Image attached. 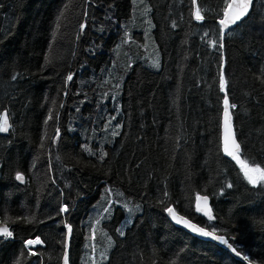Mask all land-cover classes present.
<instances>
[{
    "label": "trees",
    "instance_id": "trees-1",
    "mask_svg": "<svg viewBox=\"0 0 264 264\" xmlns=\"http://www.w3.org/2000/svg\"><path fill=\"white\" fill-rule=\"evenodd\" d=\"M149 2L160 70L107 81L132 0H0V221L12 232L0 264H94L99 252L103 264H264V182L222 144L227 98L238 156L264 169V0L227 31L231 0ZM202 194L213 222L196 212ZM125 204L134 220L121 228ZM169 208L246 262L175 227Z\"/></svg>",
    "mask_w": 264,
    "mask_h": 264
},
{
    "label": "rangeland",
    "instance_id": "rangeland-1",
    "mask_svg": "<svg viewBox=\"0 0 264 264\" xmlns=\"http://www.w3.org/2000/svg\"><path fill=\"white\" fill-rule=\"evenodd\" d=\"M109 18H111V15H109ZM120 26L122 38L120 43L112 48L114 49L112 56L115 55V62L105 69L108 73L106 74L107 81L117 75V73L128 75L136 64L143 65L153 72H158L161 68L162 59L153 33L154 23L151 16V5L149 0H132L131 16L125 19ZM103 65L106 67L105 62ZM117 69H119V71H117ZM234 160L241 166L244 175L247 171L248 175L256 180V183H251L245 175L247 181L252 185L264 182V179L261 178V173L252 171L257 167L248 165L242 161L238 155ZM124 207L127 211V218L125 222L122 223L121 228L129 227L134 220V215L130 217L131 208L126 204ZM62 211L65 213L67 210L65 211L64 208H62ZM133 211L134 209L132 210V214ZM95 225L97 229L102 230L98 223ZM34 246L35 244H28L29 249ZM107 260L108 255L99 252L98 258L94 261V264H103Z\"/></svg>",
    "mask_w": 264,
    "mask_h": 264
},
{
    "label": "water",
    "instance_id": "water-1",
    "mask_svg": "<svg viewBox=\"0 0 264 264\" xmlns=\"http://www.w3.org/2000/svg\"><path fill=\"white\" fill-rule=\"evenodd\" d=\"M233 0H231L230 3H232ZM239 3V0H236V3L233 4V8L231 11L228 12V15H232L235 11H236V5ZM251 7H252V0H251V4L249 5L248 7V12L238 21H236L235 24H229L227 27H224L223 25H221L222 27V30L223 31H226L228 29H231L233 28L234 26L238 25L241 21H243L249 14L250 10H251ZM225 18V15L223 17V19ZM228 100V99H227ZM7 114L6 111H4L1 115V118H0V121H2V117L4 114ZM8 117V115H7ZM225 120H226V116H225V106H224V112H223V119H222V144H223V152L225 154V156L230 159V160H234L235 157L240 153V148H239V151H236L235 149L232 148V145H231V140H229V143L227 145L228 147V150L229 151H233L234 155L230 156L228 155V153L225 151ZM227 120L228 122L230 123L231 125V132L234 134V138L236 140V142L239 144L237 138H236V134H235V130H234V127H233V123H232V114H231V108H230V104L228 102V113H227ZM8 124H9V129L7 132H0V135L2 136H6L8 135L9 131H10V120L8 118ZM240 145V144H239ZM21 175V174H19ZM23 176V175H22ZM19 182H23L24 181V176H23V179L22 180H19L17 179ZM201 197H207V200L205 201L204 199H201ZM195 208H196V212L199 216H201L202 218H204L206 221L208 222H213L215 220V217H214V212H213V208H212V205H211V201H210V198L209 196L207 195H199L197 198H196V204H195ZM173 209V213H170L168 211V209L166 210V215L169 219V221L174 225L176 226L177 228L185 231L186 233L192 235V236H196V237H199L200 239H203L205 241H208V242H211V243H214L226 250H228L232 256L234 258H236L237 260L241 261V262H246L245 260V257H243L241 254H239L236 250L233 251V246L231 244H229V242L227 241L226 237L222 236V235H218V234H215L214 233V236H205V235H202L200 231H194L193 229H203L204 231L206 232H210V233H213L211 231H209L208 229L206 228H203L201 226H199L197 223H194L192 222L191 220H189L188 218L180 215L174 208H171ZM173 214H175V216L177 217V219H173ZM181 222H177V220L181 219ZM6 224L2 223L0 221V227H4ZM7 226V225H6ZM8 230L10 231L9 227L7 226ZM10 236H4V235H0V239H5V238H9ZM214 237H222L223 240L227 241V243H224L222 240L220 239H216ZM229 245L231 247H229Z\"/></svg>",
    "mask_w": 264,
    "mask_h": 264
},
{
    "label": "snow or ice",
    "instance_id": "snow-or-ice-1",
    "mask_svg": "<svg viewBox=\"0 0 264 264\" xmlns=\"http://www.w3.org/2000/svg\"><path fill=\"white\" fill-rule=\"evenodd\" d=\"M236 3V0H233L232 3H229V5L227 6V9L225 11V18L221 19L219 21V23L221 25H223L224 27H227L229 24H235L236 21L240 20L247 12H248V7L251 4V0H239V3L236 5V11L232 14V15H228V12L232 10L233 8V4ZM196 19L197 20H203V16L200 14L199 9H197L196 11ZM213 46H215V42H213ZM221 47H223V45L221 44ZM69 80L72 79L71 76L68 77ZM226 81H223L221 84V87L224 88L226 86ZM225 116H226V120H225V151L228 153V155L232 156L234 155L233 151H229L228 150V143L229 140H231V145L232 148L235 149L236 151H239L240 145L236 142L235 138H234V134L231 132V125L227 120V113H228V100L227 98H225ZM232 107H235V105H232ZM9 129V124H8V117L7 114L5 113L2 117V121H0V132H7ZM238 158V157H237ZM252 171H256L261 173V178L264 179V169H260L259 167L253 169ZM245 175L248 177L249 181L251 183H256V180L248 175V172H245ZM17 179L22 180L23 176L22 175H17ZM229 187H231V185H229ZM201 199H204L205 201L207 200V197H201ZM65 211L67 210V207H65L64 209ZM168 211L170 213H173V209L169 208ZM173 219H177V217L175 216V214H173ZM182 218L177 220V222H181ZM194 231H200L202 235L205 236H214V233H210V232H206L203 229H193ZM70 231V229H69ZM0 235H4V236H11L12 232L8 230L7 226L5 225L4 227H0ZM216 239H220L222 240L224 243H227V241L223 240L222 237H214ZM37 243H42V241L37 240H29L27 241V244L32 245V244H37ZM229 247H231L229 245ZM233 251H235V249H233ZM245 259H247V257H245Z\"/></svg>",
    "mask_w": 264,
    "mask_h": 264
},
{
    "label": "flooded vegetation",
    "instance_id": "flooded-vegetation-1",
    "mask_svg": "<svg viewBox=\"0 0 264 264\" xmlns=\"http://www.w3.org/2000/svg\"><path fill=\"white\" fill-rule=\"evenodd\" d=\"M65 207H66L65 205L62 206V208H64V209H65ZM62 208H61V212H63V211H62Z\"/></svg>",
    "mask_w": 264,
    "mask_h": 264
},
{
    "label": "bare ground",
    "instance_id": "bare-ground-1",
    "mask_svg": "<svg viewBox=\"0 0 264 264\" xmlns=\"http://www.w3.org/2000/svg\"><path fill=\"white\" fill-rule=\"evenodd\" d=\"M227 31V30H226ZM176 227V226H175Z\"/></svg>",
    "mask_w": 264,
    "mask_h": 264
}]
</instances>
